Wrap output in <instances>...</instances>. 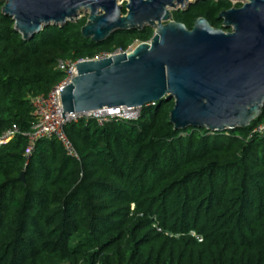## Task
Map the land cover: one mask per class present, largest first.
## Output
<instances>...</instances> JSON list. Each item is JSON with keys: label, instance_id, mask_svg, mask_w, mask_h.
<instances>
[{"label": "trees", "instance_id": "16d2710c", "mask_svg": "<svg viewBox=\"0 0 264 264\" xmlns=\"http://www.w3.org/2000/svg\"><path fill=\"white\" fill-rule=\"evenodd\" d=\"M241 5L199 1L174 19L222 27L219 14ZM87 19L25 39L0 5V132L21 129L0 146V264H264V134L250 136L264 107L248 127L176 129L174 101L163 99L134 119L69 123L79 158L55 137L26 155L33 100L63 78L59 58L93 59L154 34L96 42L82 33Z\"/></svg>", "mask_w": 264, "mask_h": 264}, {"label": "water", "instance_id": "95a60500", "mask_svg": "<svg viewBox=\"0 0 264 264\" xmlns=\"http://www.w3.org/2000/svg\"><path fill=\"white\" fill-rule=\"evenodd\" d=\"M4 1L2 13L25 39L50 24L73 22L82 10L89 11L82 33L96 42L118 30L154 27L151 40L130 52L77 63L78 75L61 89L65 117L164 99L174 101L170 121L176 129L225 131L248 127L263 110L264 0L223 10L222 27L199 17L192 28L170 11L192 0H127L126 13L121 0Z\"/></svg>", "mask_w": 264, "mask_h": 264}, {"label": "built area", "instance_id": "2783aa9c", "mask_svg": "<svg viewBox=\"0 0 264 264\" xmlns=\"http://www.w3.org/2000/svg\"><path fill=\"white\" fill-rule=\"evenodd\" d=\"M133 50V46L126 51ZM113 53H102L93 59H100L111 56ZM88 59H69L59 58L57 60V69L63 72V78L57 82L47 94L37 95L33 100L34 114L37 122L31 131L24 134L28 138L26 147V155H30L35 144L43 138L55 137L65 147L68 154L79 158V154L66 132V126L71 122H78L81 119H94L99 125H104L112 118H128L134 119L140 115L141 108L120 106L116 108H104L95 111L86 112H65L62 104L61 89L71 84L73 78L78 75L77 63ZM21 133V129L17 124L0 132V146L10 141L16 135ZM256 134H264V121L255 124L250 132V136Z\"/></svg>", "mask_w": 264, "mask_h": 264}, {"label": "rangeland", "instance_id": "374dc122", "mask_svg": "<svg viewBox=\"0 0 264 264\" xmlns=\"http://www.w3.org/2000/svg\"><path fill=\"white\" fill-rule=\"evenodd\" d=\"M193 1V3L195 2V0H192ZM234 4H238V3H241L242 5L244 4V3H246L247 2V0H231ZM127 2V0H121L120 1V3H122L123 5L125 4ZM4 3H5V1L4 0H0V5H2V7H3V5H4ZM241 5V6H242ZM180 6V5H179ZM178 7V6H177ZM236 7V6H235ZM88 15H89V11H86V10H82L81 12H80V15H79V17L77 18V19H75L74 21H77V20H79V19H82V18H84V17H88ZM153 29H154V27H153ZM155 30V29H154ZM121 30H118V31H116V32H114L112 35H116V34H118V32H120ZM151 39H149L148 41H141V39H136L134 42H133V44H132V46H133V48H135L139 43H141V42H149Z\"/></svg>", "mask_w": 264, "mask_h": 264}, {"label": "flooded vegetation", "instance_id": "af4514ba", "mask_svg": "<svg viewBox=\"0 0 264 264\" xmlns=\"http://www.w3.org/2000/svg\"><path fill=\"white\" fill-rule=\"evenodd\" d=\"M127 3V2H126ZM126 3L124 4V9H125V12H124V9H123V13H126L127 11H126V8H125V5H126ZM196 3V2H195ZM195 3H193V4H195ZM193 4H191V5H188L186 8H183V7H181V6H176V7H174V8H170V11H171V13H172V17H173V19H174V13H176V12H178V11H186V10H188L189 9V7H191ZM175 20V19H174ZM147 27H150V28H152L153 29V27L152 26H150L149 24H147L146 26H144V28H147ZM143 28V29H144ZM142 29V30H143ZM154 30V29H153Z\"/></svg>", "mask_w": 264, "mask_h": 264}]
</instances>
